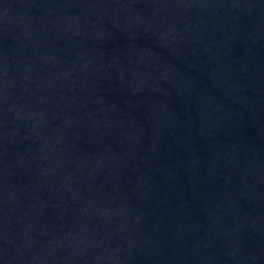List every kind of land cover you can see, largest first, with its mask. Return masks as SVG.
Listing matches in <instances>:
<instances>
[{
	"label": "water",
	"instance_id": "water-1",
	"mask_svg": "<svg viewBox=\"0 0 264 264\" xmlns=\"http://www.w3.org/2000/svg\"><path fill=\"white\" fill-rule=\"evenodd\" d=\"M0 264H264V0H0Z\"/></svg>",
	"mask_w": 264,
	"mask_h": 264
}]
</instances>
